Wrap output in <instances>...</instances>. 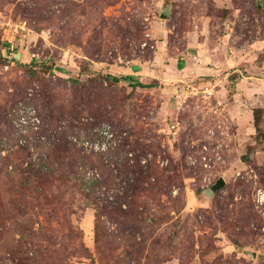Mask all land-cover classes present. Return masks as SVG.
<instances>
[{
	"label": "rangeland",
	"instance_id": "374dc122",
	"mask_svg": "<svg viewBox=\"0 0 264 264\" xmlns=\"http://www.w3.org/2000/svg\"><path fill=\"white\" fill-rule=\"evenodd\" d=\"M263 66L264 0H0V264H264V110L230 105Z\"/></svg>",
	"mask_w": 264,
	"mask_h": 264
},
{
	"label": "crops",
	"instance_id": "0c3cea01",
	"mask_svg": "<svg viewBox=\"0 0 264 264\" xmlns=\"http://www.w3.org/2000/svg\"><path fill=\"white\" fill-rule=\"evenodd\" d=\"M162 57V55H161ZM151 61L150 71L155 74L156 80H160L161 82L165 80L162 78L163 76H167L168 73L163 72V68L159 70V57H154ZM233 60H228L225 62L222 66V68H215V67H209L205 64H192L189 61V58L181 57L180 60H177L175 64L171 65L172 70H176V74H178V81L182 83H186L191 80V78H195L196 74L204 75L208 77H215V79L212 77L210 79L211 81L220 82V77H216L217 74L222 72L223 70H227V68H230L233 64ZM196 65V66H194ZM165 66V65H164ZM168 67V65H166ZM165 66V67H166ZM234 66V65H233ZM166 67V68H167ZM257 70L255 73L252 72V75H243V76H236L237 80L235 83V90L236 93L234 95L235 100L230 103L231 109L241 106V107H252L256 106L255 108H260L264 110V71L263 67H256ZM247 71V70H246ZM237 72H241L239 69L235 70L233 72H229L224 75L223 84H226L228 81V77L232 78L233 75L237 74ZM209 81V80H208ZM203 85V84H202ZM193 87L192 85H190ZM205 86V84L203 85ZM258 101V103L254 102ZM256 104V105H254ZM246 113L247 111H243ZM245 120H253L254 118V111L253 115L250 112L246 113Z\"/></svg>",
	"mask_w": 264,
	"mask_h": 264
},
{
	"label": "trees",
	"instance_id": "16d2710c",
	"mask_svg": "<svg viewBox=\"0 0 264 264\" xmlns=\"http://www.w3.org/2000/svg\"><path fill=\"white\" fill-rule=\"evenodd\" d=\"M32 63L35 64L34 61ZM114 80H117V79H114ZM138 86H140V87H149V85H143V83H139ZM258 110H260V109L254 110V118H255V124H256L255 127L256 128H257V122H258V114H257ZM57 152H60V151H57ZM36 175L38 176V179H39L38 182L40 184H44L46 182V170H44V168L37 169ZM140 175L143 176L142 173ZM74 181H75V183L77 185H79V188L81 189V191H84L83 192L84 193V199H86V202H87L85 204H88V200L90 199L89 197H91V194L85 193V190H89V191L92 190L93 191L94 187L100 188L102 185L104 186L106 184V179L99 180V179H97L95 177H86V176H81V177L73 176L72 180H69V183H72ZM133 196H135V195H133ZM103 208L109 209L110 212L115 213V214L116 213L120 214L123 211V209H121L122 208L121 204H118L117 206H113L112 202H108V204L105 207H103ZM25 235H27V234L23 233V238L25 237ZM25 243L27 244L28 241L25 242ZM34 254L36 256L37 254H40V252L38 250H36V251H34ZM33 264H44V263L42 261H39L37 263L34 262Z\"/></svg>",
	"mask_w": 264,
	"mask_h": 264
},
{
	"label": "built area",
	"instance_id": "2783aa9c",
	"mask_svg": "<svg viewBox=\"0 0 264 264\" xmlns=\"http://www.w3.org/2000/svg\"><path fill=\"white\" fill-rule=\"evenodd\" d=\"M191 87V86H189ZM170 133L173 134V135H176L179 130H180V123L179 122H176V123H173L170 127Z\"/></svg>",
	"mask_w": 264,
	"mask_h": 264
},
{
	"label": "water",
	"instance_id": "95a60500",
	"mask_svg": "<svg viewBox=\"0 0 264 264\" xmlns=\"http://www.w3.org/2000/svg\"><path fill=\"white\" fill-rule=\"evenodd\" d=\"M225 181H224V179H222V178H220L217 182H216V184H215V186H214V190L216 191V190H219V189H221V188H223L224 186H225Z\"/></svg>",
	"mask_w": 264,
	"mask_h": 264
}]
</instances>
